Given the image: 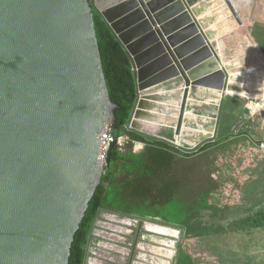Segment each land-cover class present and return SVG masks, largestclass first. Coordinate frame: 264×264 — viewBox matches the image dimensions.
Returning <instances> with one entry per match:
<instances>
[{
    "label": "water",
    "instance_id": "95a60500",
    "mask_svg": "<svg viewBox=\"0 0 264 264\" xmlns=\"http://www.w3.org/2000/svg\"><path fill=\"white\" fill-rule=\"evenodd\" d=\"M92 9L131 60L137 93L132 128L144 127L134 120L151 106L148 100L164 109L168 105L157 102L177 97L174 133L180 134L201 75L198 66L187 65L192 55L218 68V76L203 74L199 81H219V118L227 71L186 0H0V264H68L74 235L110 167L116 105L104 78ZM188 20L200 37L193 40L189 31L183 43L178 29ZM176 82L182 91L175 96L168 91ZM211 140L204 137L191 149ZM112 216L136 228V242L141 230L180 235L154 221Z\"/></svg>",
    "mask_w": 264,
    "mask_h": 264
},
{
    "label": "rangeland",
    "instance_id": "374dc122",
    "mask_svg": "<svg viewBox=\"0 0 264 264\" xmlns=\"http://www.w3.org/2000/svg\"><path fill=\"white\" fill-rule=\"evenodd\" d=\"M186 2L193 16H196L202 29L207 33L216 59L225 66L228 76L225 95H233L238 104L245 107L250 95L258 97L262 107L254 114L264 128V47L258 41L249 38L255 26L261 27L264 32V0H186ZM185 25L186 27L184 25L180 27L183 30L178 29L179 36L181 31L187 30L189 26L193 27L190 20ZM262 38L264 39V35ZM207 60L205 56L198 58L192 55L187 59V65L198 66L202 74L209 75L218 71L215 64ZM257 74L260 77L259 81L258 79L255 81ZM198 76L196 87L203 90V94H200V97L198 95L189 98L192 100L195 98L198 106L190 108L188 113L190 117L187 119L183 117L184 128L179 134L183 141H190L189 138H195L196 134L201 135V132L195 131V126L205 127L204 123L208 122L205 119L206 112L211 111L209 107H205L211 102L209 98L212 94L210 95V90L207 91L209 87L207 82L199 81L201 80L199 72ZM245 81L254 83V87H248ZM181 86L176 82L168 92L176 96L182 91ZM180 102V98L176 97L174 101L168 102L169 106L164 109H155L150 104L144 117L158 119L160 116L166 119L170 115L171 118L150 132L138 126L133 128L147 132L151 137L156 136L158 139L177 143L178 147L175 146L177 148L191 149L198 142L193 145H182L176 141L179 135L176 136L173 130L174 117ZM205 103L208 104L204 107ZM260 139L261 136L249 134L240 141L218 148L216 151L213 177L218 181L219 189L211 194L208 202L217 210L215 213L212 210L203 211L201 218L208 224L224 225L228 231L208 239L179 238L174 251L180 245L197 264H227L229 260L232 264H264V228L252 229L240 223L241 219L264 209V155L261 152Z\"/></svg>",
    "mask_w": 264,
    "mask_h": 264
},
{
    "label": "trees",
    "instance_id": "16d2710c",
    "mask_svg": "<svg viewBox=\"0 0 264 264\" xmlns=\"http://www.w3.org/2000/svg\"><path fill=\"white\" fill-rule=\"evenodd\" d=\"M92 13L104 78L110 100L116 105L113 128L120 135L126 132L124 126L131 119L137 100L132 63L105 20L95 9ZM262 35L261 27L255 26L249 38L264 47ZM128 137L131 142L142 143L144 148L139 153L130 148L124 152L113 148L110 167L102 174L74 235L68 264H85L93 224L101 211L156 221L179 230L183 239H208L228 231L224 225L208 224L201 218L203 211L217 210L208 202L219 189L213 177L217 142L185 149L136 130H131ZM240 223L263 229L264 209L241 219ZM174 264L197 263L178 245ZM227 264L232 263L229 260Z\"/></svg>",
    "mask_w": 264,
    "mask_h": 264
},
{
    "label": "crops",
    "instance_id": "0c3cea01",
    "mask_svg": "<svg viewBox=\"0 0 264 264\" xmlns=\"http://www.w3.org/2000/svg\"><path fill=\"white\" fill-rule=\"evenodd\" d=\"M179 29L183 30L182 28ZM186 31H190V37L193 40H197L200 37L197 31L193 29L192 26H189L187 30L181 31V35L179 36V39L183 43L187 42L186 39L188 37L186 38ZM205 74L208 75V73ZM209 74L210 77L218 76V72ZM201 75L203 74L201 73ZM255 76V81H257V79L259 81V74ZM215 82L208 83L209 87L207 91L210 90V95L212 94L209 98L211 102L207 101L209 102V105L207 107L205 106L208 103H205L204 105L205 108L209 107V110H211L208 113L206 112L205 119L208 120V122L204 123L205 127H203V125L195 126V131L201 132V135L196 134L197 136L195 135V138H189L191 139L190 141H183V139L181 138L182 136L179 135L176 141L182 145H193L201 141L204 137L211 135V142H217L215 146L220 148L222 147L221 145L228 146L231 143L238 142L242 138L248 136L249 134H252L258 137L261 136L262 139H260L259 141L263 142L264 128L260 124V121H258L257 116L253 112H247V106L245 107V105H239L238 101H236V98H234L233 95L224 96L221 102V111L219 118L217 119L215 117L214 114L217 109L219 94L221 91L219 81L217 83ZM245 84H247L248 87H254V83L252 84L251 82L245 81ZM166 88L164 87L165 90ZM202 91L196 90L195 93L193 91L191 95L193 96V94H195L196 96L199 95L198 97H200L203 94ZM165 93L166 91L157 92V94L161 95H164ZM148 102L150 104L152 103V101L149 100ZM188 102V107L184 110L183 113V117L185 119L191 116L190 114H188L190 108L198 106V101L195 98L193 100L189 99ZM157 103L164 106L168 105L167 102L166 104L159 102ZM178 111L179 109L177 110L174 117L173 130H175L176 128V117L178 116ZM146 112L147 107L143 106L140 109V115L137 117L138 119L134 121L143 124L144 127L141 129L148 132L153 131L154 127L159 126L161 123L163 124V122L167 123V120L171 118L170 115L168 116V118H166L167 120L161 117L163 121L161 120L160 116L157 117L158 119H150L149 117L145 118L144 114H146ZM184 122L185 121L182 122L180 133L184 128ZM230 136H233L234 138H229V140H227V138ZM221 140H223V143H221ZM112 215L125 217L128 219H137L134 217L123 215L120 216L114 213L110 214L106 211H102L101 213H99L97 219L93 224V234L90 237L91 241H89L85 264H129L130 261L131 264H171L173 259L176 257L177 252V250H175V253L172 256L171 250L174 249L175 243L180 238V235L177 239H174L171 236V233L170 235L161 236L156 233L141 230L139 233V238L136 242V228H133L127 223H120L118 218ZM171 243H174L173 247ZM172 263L174 264V261Z\"/></svg>",
    "mask_w": 264,
    "mask_h": 264
},
{
    "label": "built area",
    "instance_id": "2783aa9c",
    "mask_svg": "<svg viewBox=\"0 0 264 264\" xmlns=\"http://www.w3.org/2000/svg\"><path fill=\"white\" fill-rule=\"evenodd\" d=\"M262 107L261 105V100L257 97H254L253 95H250L248 98V102H247V109L250 112L256 113L258 109H260ZM125 131L124 133L118 135L115 146L117 148L118 151L120 152H124L127 148H130L132 152L134 153H139L140 151L143 150L144 145L142 143L139 142H131L129 137H128V132H130L131 130H133L131 123L128 122V124H126L124 126ZM261 151L264 155V141L261 142Z\"/></svg>",
    "mask_w": 264,
    "mask_h": 264
},
{
    "label": "bare ground",
    "instance_id": "6f19581e",
    "mask_svg": "<svg viewBox=\"0 0 264 264\" xmlns=\"http://www.w3.org/2000/svg\"><path fill=\"white\" fill-rule=\"evenodd\" d=\"M154 228H156V227H154ZM156 229H157V228H156ZM171 233H172V234H175L174 231H171ZM171 245H172V243H171ZM171 253H172V252H171Z\"/></svg>",
    "mask_w": 264,
    "mask_h": 264
}]
</instances>
